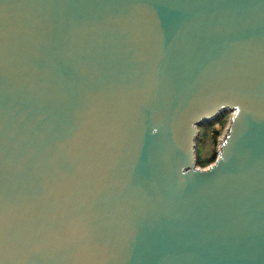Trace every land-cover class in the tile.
I'll return each instance as SVG.
<instances>
[{
    "label": "water",
    "instance_id": "1",
    "mask_svg": "<svg viewBox=\"0 0 264 264\" xmlns=\"http://www.w3.org/2000/svg\"><path fill=\"white\" fill-rule=\"evenodd\" d=\"M0 264H264V0H0Z\"/></svg>",
    "mask_w": 264,
    "mask_h": 264
},
{
    "label": "rangeland",
    "instance_id": "2",
    "mask_svg": "<svg viewBox=\"0 0 264 264\" xmlns=\"http://www.w3.org/2000/svg\"><path fill=\"white\" fill-rule=\"evenodd\" d=\"M230 116L231 112L226 111L221 117L216 118V120H211L210 123L199 126V135L195 146L197 158L206 160L213 153L217 154L219 133L225 132ZM216 131L217 134L215 133Z\"/></svg>",
    "mask_w": 264,
    "mask_h": 264
},
{
    "label": "trees",
    "instance_id": "3",
    "mask_svg": "<svg viewBox=\"0 0 264 264\" xmlns=\"http://www.w3.org/2000/svg\"><path fill=\"white\" fill-rule=\"evenodd\" d=\"M226 111H223V112H220L214 119L212 120H216V118L218 117H221ZM211 121H204L200 126L204 125V124H208L210 123ZM217 134V131L215 132ZM199 135V133H198ZM198 135L196 137V140H195V146H196V142H197V138H198ZM195 153H196V148H195ZM217 154L216 153H213L208 159L206 160H201L199 158H197V155H196V161H197V164L204 167V166H207L209 163L213 162L216 158Z\"/></svg>",
    "mask_w": 264,
    "mask_h": 264
}]
</instances>
